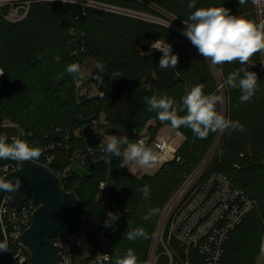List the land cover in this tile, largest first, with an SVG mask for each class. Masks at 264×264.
<instances>
[{"label":"trees","instance_id":"1","mask_svg":"<svg viewBox=\"0 0 264 264\" xmlns=\"http://www.w3.org/2000/svg\"><path fill=\"white\" fill-rule=\"evenodd\" d=\"M100 1L133 10H150L134 0ZM147 1L181 21L201 7H225L230 14L257 24L264 20V11L259 12L255 0H246L244 4L238 0H196L193 9L187 6L190 0ZM9 11V6L0 7V69L4 71L0 76V135L6 136L9 143L14 138L25 140L43 152L51 143L56 144L46 153L53 155V167H70L62 184L79 198V211L87 231L83 248L93 246L104 224V206L98 194L101 183H107L113 213L119 214L118 221L110 227L113 237L102 248L111 256L109 264H115L117 257H123L128 249L134 250L137 264L146 261L166 207L213 148L219 131L199 139L189 128L175 129L184 137L177 158L162 163L153 174L139 176L125 166L123 155L110 154L109 163H80L90 146L82 129L94 124L105 112L109 126L119 128L130 142H137L145 130L153 136L170 126L169 122L158 120L155 110L148 111L146 98L167 95L179 107L187 85L203 84L205 94H220L219 80L224 83L230 73L240 68L256 72L258 89L250 102L240 103L239 89L224 83V102L217 109L226 119L239 121L244 131L220 132L210 169L227 175L234 186L257 202L256 208L231 232L219 264H264L259 263L264 239V71L260 69L264 52L256 53L245 65L237 61L214 66L188 38L160 23L59 1L33 2L27 17L18 22L6 18ZM156 40L172 45L173 54L179 57L177 68L160 69L162 53L151 50V55L148 54ZM56 56L60 57L59 63L54 62ZM89 57L103 65L100 73L103 84H97L95 75L91 78L90 84L100 90L92 96L82 94L87 82L81 75L74 78L65 71L72 63H79L83 70ZM120 80L129 84L127 94L137 103L129 124L119 116L123 111L121 105L109 107L108 93ZM4 121L8 124H3ZM66 133L70 136L68 145L60 146ZM8 161L0 160V177H3L1 167ZM144 185L150 189L147 199L141 191ZM149 209L158 211L145 220ZM138 227L145 229L148 238L128 240L127 232ZM194 260L205 264L196 253Z\"/></svg>","mask_w":264,"mask_h":264},{"label":"built area","instance_id":"2","mask_svg":"<svg viewBox=\"0 0 264 264\" xmlns=\"http://www.w3.org/2000/svg\"><path fill=\"white\" fill-rule=\"evenodd\" d=\"M52 1L61 2V0H0V7L9 6L10 11L6 18L12 22H18L27 17L33 2ZM258 2L262 3L264 0H255L256 5ZM76 4L83 8L92 6L132 17L137 16L126 12L128 10L133 12L132 9L100 0H77ZM261 11L263 13L264 9ZM260 69L264 71V60ZM221 84L224 83L219 80L218 88ZM223 91L224 87L219 93L223 95ZM108 136H102L99 145L88 146L80 158V163L98 164L101 161L109 163L110 154L103 152ZM69 139L70 136L66 133L59 145L66 143L64 146H67ZM219 139L220 132L208 155L166 207L151 241L147 259L139 264H197L194 260L195 253L202 257L205 264H219L225 253V245L231 232L256 208V200L250 198L242 189L234 186L227 175L210 169ZM141 140L157 153L158 162L161 164L177 158L179 147L171 143L168 138L157 136L151 139L142 135L138 141ZM55 147V143L46 147L37 162L55 172L62 183V180L67 177L70 167L60 169L52 166L53 155L46 152ZM102 156L103 159H100ZM22 163L8 161L1 167L2 175L20 168ZM102 184L106 185L104 189H101ZM101 185L98 199L104 206L106 220L107 213L113 212V203L107 183L104 181ZM10 200L11 196H7L6 202L1 205V208L6 210L1 213V219L8 246V262L9 264H34L32 250L25 241L24 234L31 227L33 214L39 204L32 197H28L22 206L14 207L10 204ZM104 224L100 229L98 239L90 249L83 248L87 240L84 221L67 237L50 238L58 258L54 264H97V254H108L109 260L103 264H109L111 256L102 248L109 244L113 235L110 227H105ZM260 257L264 260V239Z\"/></svg>","mask_w":264,"mask_h":264},{"label":"clouds","instance_id":"3","mask_svg":"<svg viewBox=\"0 0 264 264\" xmlns=\"http://www.w3.org/2000/svg\"><path fill=\"white\" fill-rule=\"evenodd\" d=\"M65 4H76L77 0H61ZM239 4L246 3V0H238ZM196 0H190L188 8L195 7ZM184 27L182 35L186 36L197 49L198 53L212 65H223L225 63L239 62L241 65L248 64L251 58L258 52H264V21L257 24L255 21L243 16L232 15L225 7H201L182 21ZM170 27V25H168ZM151 50H158L162 53L159 68H177L179 57L173 54L172 45L163 40H156L150 46ZM43 59V56L40 57ZM54 62L59 63L60 57H54ZM99 71L93 77L97 84L102 85L104 80L100 73L103 72V65L97 64ZM65 71L74 78L82 74L79 63H72L66 66ZM242 73V76H241ZM4 71L0 69V76ZM120 76L119 73L115 74ZM232 89H239L241 95L240 103L250 102L258 89V75L254 71L240 68L237 72L230 73L224 82ZM224 84H221L217 92H221ZM190 89V90H189ZM203 84L187 85L186 94L182 97V103L177 107L176 102L167 95L158 97L152 95L146 98L149 105L148 111H156L160 122H169L173 129L181 127L189 128L199 139H206L210 132H223L238 130L243 132L244 127L239 121L226 119L218 111L217 105H222L224 97L222 94H205ZM179 113H185L180 115ZM126 146V147H123ZM123 147V152L121 151ZM103 152L114 156L123 155L126 162L138 164L141 168L152 167L158 163L157 153L141 141L130 142L127 136L109 135ZM42 155L40 147L31 146L22 139H13L7 142V137L0 135V160H12L19 162H34ZM103 159V156L100 158ZM98 162V161H97ZM21 186L19 177L14 180L7 177H0V191L12 193L18 191ZM106 185H101L104 189ZM143 198L147 199L150 194L148 185L141 189ZM6 211L0 208V213ZM158 209H149L145 220H149ZM119 219L118 213L108 212L105 220V227H112ZM131 222L128 221V224ZM147 239L148 233L143 227L131 229L127 232V239ZM0 249L7 250L6 244L0 242ZM109 260L108 254H97V264ZM115 264H137V256L132 249H128L123 257H117Z\"/></svg>","mask_w":264,"mask_h":264},{"label":"water","instance_id":"4","mask_svg":"<svg viewBox=\"0 0 264 264\" xmlns=\"http://www.w3.org/2000/svg\"><path fill=\"white\" fill-rule=\"evenodd\" d=\"M128 88L129 84L120 80L108 93L109 107L121 105L123 111L119 116L126 124L130 123L137 107L135 98L127 94ZM106 133L123 137L121 130L114 126L107 127ZM82 134L90 146H97L102 141V134L93 123L86 125L82 129ZM3 177L10 180L19 177L21 186L18 191L12 193L0 191V208L2 203L6 202L7 196H11L10 204L14 207L22 206L28 197H32L39 204L33 214L32 225L24 234V239L32 250L34 264H54L58 258L50 238L67 237L82 223L77 194L74 191H66L55 172L37 161L23 162L20 168ZM0 242L5 243L7 248V250L0 249V264H9L1 213Z\"/></svg>","mask_w":264,"mask_h":264},{"label":"rangeland","instance_id":"5","mask_svg":"<svg viewBox=\"0 0 264 264\" xmlns=\"http://www.w3.org/2000/svg\"><path fill=\"white\" fill-rule=\"evenodd\" d=\"M137 2H140L141 4L147 6L150 10H145V11H140V10H134L133 12L131 11H126L129 13L136 14L139 19H142L147 22H155V23H160L163 25H170V28L173 30L179 32L182 34V29L184 27L183 23L181 20H179L176 16L172 15L169 12L164 11L163 9L153 5L151 2L147 0H134ZM260 1V0H259ZM259 4V5H258ZM257 6L259 9V12L261 13L262 9H264V2L260 3L258 2ZM107 7H110L107 5ZM130 9V8H128ZM133 10V9H132ZM264 21V20H263ZM184 36V35H183ZM186 37V36H184ZM187 38V37H186ZM97 64L99 62L95 60V58L89 57L86 61V64L82 70L81 76L85 79L87 82L86 88L82 91V94L87 95V96H92L100 93V90L94 85L90 84L91 78L95 73L98 71L96 69ZM3 124H8V122H3ZM95 128L101 131V134L106 137L108 134L106 133V129L109 126V120L107 119L106 113L102 112L99 117L94 121ZM162 131H159L156 135H151L148 131H144L143 135L147 138H156L157 136H163L161 134ZM107 134V135H106ZM169 139L171 143L174 145H179L182 142V136L175 131H169L167 129L166 136H163ZM125 166L131 171L135 170V168H139L140 172L139 173H153L155 167H146V168H141L138 164L135 163H130L125 161ZM91 246H87L88 249H90ZM264 260L260 257L259 258V263H263Z\"/></svg>","mask_w":264,"mask_h":264},{"label":"crops","instance_id":"6","mask_svg":"<svg viewBox=\"0 0 264 264\" xmlns=\"http://www.w3.org/2000/svg\"><path fill=\"white\" fill-rule=\"evenodd\" d=\"M167 129L169 130V131H175L176 133H177V131L175 130V129H173L172 127H170V126H165V127H163V128H161V130L160 131H162L161 132V134L163 135V136H166V133H167ZM181 135V134H180ZM182 136V142H183V140H184V137H183V135H181ZM181 142V143H182ZM180 143V144H181ZM180 144L179 145H177V147H179L180 146ZM176 146V145H175ZM160 166H161V163L160 162H158L157 164H155L153 167H155V169H154V172L153 173H155L159 168H160ZM131 172H133L134 174H136V175H143V174H146V173H139L140 172V169L137 167V168H135V170H131ZM153 173H148V174H153Z\"/></svg>","mask_w":264,"mask_h":264}]
</instances>
